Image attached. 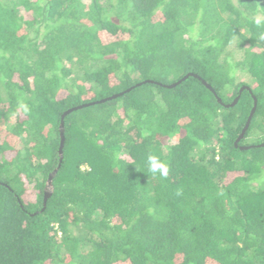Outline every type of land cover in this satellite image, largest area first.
Wrapping results in <instances>:
<instances>
[{
    "label": "trees",
    "instance_id": "1",
    "mask_svg": "<svg viewBox=\"0 0 264 264\" xmlns=\"http://www.w3.org/2000/svg\"><path fill=\"white\" fill-rule=\"evenodd\" d=\"M257 6L0 0V264H264Z\"/></svg>",
    "mask_w": 264,
    "mask_h": 264
},
{
    "label": "clouds",
    "instance_id": "2",
    "mask_svg": "<svg viewBox=\"0 0 264 264\" xmlns=\"http://www.w3.org/2000/svg\"><path fill=\"white\" fill-rule=\"evenodd\" d=\"M249 22L257 29V36L259 42H264V8L256 7V10L248 17ZM24 112L29 111V107L23 101L19 104ZM147 169L152 174H159L167 177L170 171V166L167 161L162 160L158 155L149 154L146 160Z\"/></svg>",
    "mask_w": 264,
    "mask_h": 264
},
{
    "label": "water",
    "instance_id": "3",
    "mask_svg": "<svg viewBox=\"0 0 264 264\" xmlns=\"http://www.w3.org/2000/svg\"><path fill=\"white\" fill-rule=\"evenodd\" d=\"M189 74H187V75H185L182 79H184V78H186L187 76H188ZM179 82V81H178ZM203 83L205 84V82L203 81ZM173 85H175V84H171V85H169V87L170 86H173ZM206 86L207 87H209L207 84H206ZM114 96H117V95H114ZM103 100H105V99H103ZM103 100H101V101H103ZM236 100V99H235ZM235 102V101H234ZM233 102V103H234ZM86 105H88V104H82V105H79V106H76V107H73V108H70V109H68V110H66L63 114H62V117L61 118H63L66 114H68L69 112H71V111H73V110H75V109H79V108H81V107H83V106H86ZM255 105H256V101L254 100V105H253V107H252V109H251V112H250V115H249V117H248V119H247V122H246V124H245V126H244V128L242 129V131H241V133L239 134V136H238V138L236 139V141H238L243 135H244V132H245V130L247 129V127H248V124H249V120H250V118H251V116H252V114H253V112H254V110H255ZM63 122L61 121V124H60V134H61V143H60V148H59V153H60V155H61V148H62V144H63ZM264 144V143H263ZM50 179H51V176L49 177V179H48V183H47V185L48 186H50ZM49 191H46L45 192V199H46V197L49 195ZM44 199V200H45Z\"/></svg>",
    "mask_w": 264,
    "mask_h": 264
},
{
    "label": "rangeland",
    "instance_id": "4",
    "mask_svg": "<svg viewBox=\"0 0 264 264\" xmlns=\"http://www.w3.org/2000/svg\"><path fill=\"white\" fill-rule=\"evenodd\" d=\"M243 78H241V80H242Z\"/></svg>",
    "mask_w": 264,
    "mask_h": 264
}]
</instances>
